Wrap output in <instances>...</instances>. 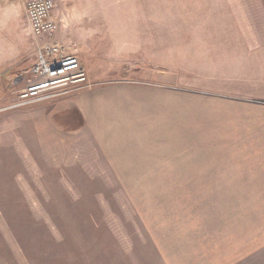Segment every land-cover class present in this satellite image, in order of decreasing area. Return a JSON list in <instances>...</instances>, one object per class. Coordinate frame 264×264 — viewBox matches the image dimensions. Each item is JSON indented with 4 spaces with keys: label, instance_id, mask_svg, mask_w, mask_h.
Masks as SVG:
<instances>
[{
    "label": "rangeland",
    "instance_id": "374dc122",
    "mask_svg": "<svg viewBox=\"0 0 264 264\" xmlns=\"http://www.w3.org/2000/svg\"><path fill=\"white\" fill-rule=\"evenodd\" d=\"M27 1L0 0V264H137L141 231L118 206L112 182L64 169L52 123L57 102L73 93L19 105L37 50ZM54 3L53 16L71 15L55 40L68 42L79 61L83 45L89 83L88 75L104 84L264 98V0ZM247 264H264V252Z\"/></svg>",
    "mask_w": 264,
    "mask_h": 264
},
{
    "label": "crops",
    "instance_id": "0c3cea01",
    "mask_svg": "<svg viewBox=\"0 0 264 264\" xmlns=\"http://www.w3.org/2000/svg\"><path fill=\"white\" fill-rule=\"evenodd\" d=\"M54 16L57 33L66 31L71 15ZM88 77L91 88L57 102L52 126L61 134L64 169L112 182L118 206L133 214L141 231L134 243L142 248L133 261L257 259L264 252V98Z\"/></svg>",
    "mask_w": 264,
    "mask_h": 264
},
{
    "label": "built area",
    "instance_id": "2783aa9c",
    "mask_svg": "<svg viewBox=\"0 0 264 264\" xmlns=\"http://www.w3.org/2000/svg\"><path fill=\"white\" fill-rule=\"evenodd\" d=\"M54 0H28L24 15L37 43L36 62L31 80L20 92L19 105L51 100L91 88L86 72L76 55L55 40Z\"/></svg>",
    "mask_w": 264,
    "mask_h": 264
}]
</instances>
